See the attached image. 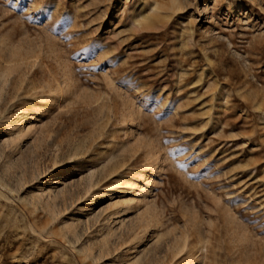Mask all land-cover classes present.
Here are the masks:
<instances>
[{"label":"rangeland","instance_id":"1","mask_svg":"<svg viewBox=\"0 0 264 264\" xmlns=\"http://www.w3.org/2000/svg\"><path fill=\"white\" fill-rule=\"evenodd\" d=\"M0 264H264V0H0Z\"/></svg>","mask_w":264,"mask_h":264},{"label":"bare ground","instance_id":"2","mask_svg":"<svg viewBox=\"0 0 264 264\" xmlns=\"http://www.w3.org/2000/svg\"><path fill=\"white\" fill-rule=\"evenodd\" d=\"M162 5H163V4H162ZM168 5H169V4H168ZM160 6H161V4H160ZM167 8H168V7H167ZM160 9H161V8H160ZM156 10L158 11V10H159V7H158V9H156ZM157 11H156V12H157ZM162 11H165V10L162 9ZM158 12H159V11H158ZM154 13H155V12H154ZM158 14H159V13H158ZM163 15H164V14H163ZM164 16H165V15H164ZM143 18H144V17H143ZM146 18H147V16H146ZM152 18H153V17H152ZM148 19H149V18H148ZM155 22H156V21H155ZM152 23H153V22H152ZM65 74H66V73H65ZM64 77H65V75H64ZM68 78H69V76H68ZM65 86H66V87H67V86L70 87V84H69V82H68L67 80H66ZM63 87H64V86H63ZM68 87H67V88H68ZM60 89H63V88L60 87ZM69 89H70V88H69ZM65 90H66V89H65ZM65 90H64V92H67V91H65ZM61 91H62V90H61ZM61 91H60V93H61ZM68 91H69V90H68ZM62 93H63V92H62ZM64 94H65V93H64ZM64 94H63V95H64ZM66 94H69V93H66ZM63 95H62V96H63Z\"/></svg>","mask_w":264,"mask_h":264}]
</instances>
